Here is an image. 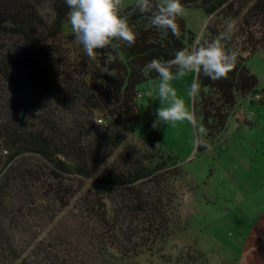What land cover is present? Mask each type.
<instances>
[{"label":"trees","instance_id":"1","mask_svg":"<svg viewBox=\"0 0 264 264\" xmlns=\"http://www.w3.org/2000/svg\"><path fill=\"white\" fill-rule=\"evenodd\" d=\"M135 3L120 4L135 42L115 40L88 57L67 22L64 0H0V264H195L204 259L197 248L178 258L164 253L179 216L175 180L185 175L178 156L140 149L127 136L138 115L140 84L158 78L141 68L153 58L168 60L177 50L192 48L195 34L179 16L180 34L163 35ZM181 3L206 16L239 18L241 27L255 22L259 30L245 29L242 42L233 44L232 35L222 41L226 51L236 53L226 77L195 75L200 89L192 97V111L201 154L223 134L238 101L257 90L246 61L264 49V0ZM216 31L208 25L195 46L214 40ZM105 66L115 77L104 72ZM150 133L157 138L155 130ZM78 193L74 208L85 221L66 225L49 239L40 237L44 212L53 216ZM79 237L93 245L89 253L66 248L80 246Z\"/></svg>","mask_w":264,"mask_h":264},{"label":"rangeland","instance_id":"2","mask_svg":"<svg viewBox=\"0 0 264 264\" xmlns=\"http://www.w3.org/2000/svg\"><path fill=\"white\" fill-rule=\"evenodd\" d=\"M134 2L136 0H121V4ZM183 8L180 17L195 34L193 47L208 25L218 30L213 36L216 39L229 22L233 23V44L242 42L246 30L253 34L259 31L255 22L241 27L239 18L206 16L200 8ZM61 47L64 55L66 48ZM246 65L257 78V89L264 91V49L259 48ZM195 75L189 73L172 81L177 94L185 98L191 110L192 97L187 96V91ZM158 83L159 78H155L140 84L137 93L142 96L137 97L138 115L127 136L140 149L176 154L185 172L184 177L175 180L179 216L174 219L178 222L164 248L165 255L178 258L187 250L197 248L204 253V259L195 264H264V105L239 100L223 134L199 154L194 124L160 122L157 127L152 126L156 119L155 109L161 106L156 94ZM151 130L157 132V138ZM79 194L53 216L50 211L44 212L41 221H45V227L40 237L49 239L61 233L66 225L85 221L82 213L74 208L78 205ZM75 241L84 249L67 244L66 248L73 253L74 249L87 253L93 249L85 237Z\"/></svg>","mask_w":264,"mask_h":264},{"label":"clouds","instance_id":"3","mask_svg":"<svg viewBox=\"0 0 264 264\" xmlns=\"http://www.w3.org/2000/svg\"><path fill=\"white\" fill-rule=\"evenodd\" d=\"M64 3L68 8L66 15L71 31L88 57H93L96 49L108 47L115 40L126 41L129 45L135 42L136 33L127 16L122 14L121 0H64ZM135 8L140 13H149V23L163 35L167 36L169 32L173 36L180 34L177 17L184 11L181 0H163L160 4H154V0H136ZM233 28L234 24L229 22L216 39L179 49L171 59L153 58L143 65V74L155 72L159 78L156 94L161 106L155 109L153 127L160 122L195 123L194 112L185 98L177 94L172 81L189 73H196L197 77L202 74L211 80L226 77L236 62V53L226 51L222 41L231 38ZM104 72L115 77V70L108 66ZM199 89L200 80L197 78L190 84L187 96L194 97Z\"/></svg>","mask_w":264,"mask_h":264},{"label":"built area","instance_id":"4","mask_svg":"<svg viewBox=\"0 0 264 264\" xmlns=\"http://www.w3.org/2000/svg\"><path fill=\"white\" fill-rule=\"evenodd\" d=\"M145 94H149V92H146ZM148 95V96H149ZM142 94L140 93H137V97H141ZM245 101L247 102H261V103H264V91L263 90H255L253 92H250L245 98H244Z\"/></svg>","mask_w":264,"mask_h":264}]
</instances>
